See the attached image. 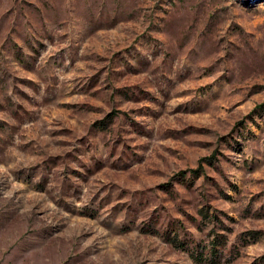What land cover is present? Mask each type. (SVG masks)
Listing matches in <instances>:
<instances>
[{
    "label": "rangeland",
    "instance_id": "rangeland-1",
    "mask_svg": "<svg viewBox=\"0 0 264 264\" xmlns=\"http://www.w3.org/2000/svg\"><path fill=\"white\" fill-rule=\"evenodd\" d=\"M0 264H264V1L0 0Z\"/></svg>",
    "mask_w": 264,
    "mask_h": 264
},
{
    "label": "water",
    "instance_id": "water-1",
    "mask_svg": "<svg viewBox=\"0 0 264 264\" xmlns=\"http://www.w3.org/2000/svg\"><path fill=\"white\" fill-rule=\"evenodd\" d=\"M245 1H250V2H260V1H264V0H245Z\"/></svg>",
    "mask_w": 264,
    "mask_h": 264
},
{
    "label": "trees",
    "instance_id": "trees-1",
    "mask_svg": "<svg viewBox=\"0 0 264 264\" xmlns=\"http://www.w3.org/2000/svg\"><path fill=\"white\" fill-rule=\"evenodd\" d=\"M199 172V170H193L194 174H197Z\"/></svg>",
    "mask_w": 264,
    "mask_h": 264
}]
</instances>
